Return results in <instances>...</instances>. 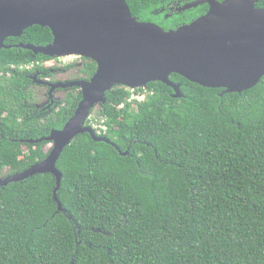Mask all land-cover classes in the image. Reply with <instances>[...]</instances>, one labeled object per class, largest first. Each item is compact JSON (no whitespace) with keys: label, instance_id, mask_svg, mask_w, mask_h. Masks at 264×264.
<instances>
[{"label":"trees","instance_id":"16d2710c","mask_svg":"<svg viewBox=\"0 0 264 264\" xmlns=\"http://www.w3.org/2000/svg\"><path fill=\"white\" fill-rule=\"evenodd\" d=\"M125 1L133 16L165 30L177 27L169 20L189 23L208 8L162 19L176 0ZM256 7L264 8V0ZM52 39L49 28L34 25L5 44ZM37 55L0 50V106H9L11 94L12 109L18 107L20 93L6 80L21 82L29 71L21 67L51 59ZM83 60L88 80L96 63ZM170 80L183 97L158 81L106 92L95 118L103 119L101 136L113 144L83 133L64 148L56 162L62 212L50 173L0 187V264H264V76L241 93L223 94L176 73ZM80 100L73 89L49 115L31 109L8 115L0 134L4 177L49 154L48 142L22 139L62 128Z\"/></svg>","mask_w":264,"mask_h":264},{"label":"water","instance_id":"95a60500","mask_svg":"<svg viewBox=\"0 0 264 264\" xmlns=\"http://www.w3.org/2000/svg\"><path fill=\"white\" fill-rule=\"evenodd\" d=\"M260 0H195L181 10L206 4L207 11L189 23L165 30L131 14L125 0H0V50L12 46L50 57L79 55L96 63L89 80L70 82L81 90L74 113L60 129L28 143L48 142L49 154L21 172L0 178V187L40 173L55 177L53 199L63 207L57 191L62 174L56 167L64 148L77 135L88 133L94 141L113 144L97 135L86 122L106 92L115 85L130 90L161 82L181 98L180 84L170 80L176 73L207 88L241 93L264 76V8ZM34 25L50 29L46 45H6ZM120 155H128L129 151Z\"/></svg>","mask_w":264,"mask_h":264},{"label":"flooded vegetation","instance_id":"af4514ba","mask_svg":"<svg viewBox=\"0 0 264 264\" xmlns=\"http://www.w3.org/2000/svg\"><path fill=\"white\" fill-rule=\"evenodd\" d=\"M195 1V0H193ZM193 1H184V0H176L169 3L168 8L169 11H163L162 14L164 17L162 19L172 18V16L177 15L178 13L189 11L195 8H187L185 10H181L187 4H191ZM194 20V19H193ZM192 21V20H191ZM190 21V22H191ZM19 38V37H18ZM9 39V38H7ZM15 38L10 37V40L13 41ZM17 39V38H16ZM11 43L10 45L19 44ZM18 48L16 46H12L10 48ZM23 49V48H19ZM37 59L38 55L33 54ZM48 57V56H47ZM50 60H46L44 62L33 61L31 65L26 66L24 68L21 67V73H24L22 70L28 71L24 74L21 82L16 81L13 83L11 80H6V86L12 89H16L19 91L20 100H16L18 102V107L16 109H12L13 100L11 94H6L8 96L9 106L2 107L0 106V134L3 132L6 124L9 123L8 115L12 113L13 110H18V112H23L22 109H31L34 115L37 112H40L41 115H49L52 113V110H58L60 105H64V99L68 96L69 93L73 91V89L80 88L76 86H66L63 87L61 85H67L70 82L79 81V80H87L85 75L80 71L81 66L83 64V58L72 59L69 61H61L55 57H50ZM47 61H55V65H46ZM59 65V67H55ZM72 64V65H71ZM51 66V67H48ZM61 67V68H60ZM10 75V73H9ZM63 76V77H61ZM0 81H4V79H0ZM81 92V90H80ZM1 96V95H0ZM45 112V113H44ZM39 139V138H38ZM27 140H37V139H22L25 143H28ZM31 144V143H30ZM35 144V143H34ZM1 172L5 173V170L2 169ZM0 172V173H1ZM1 176V175H0Z\"/></svg>","mask_w":264,"mask_h":264},{"label":"rangeland","instance_id":"374dc122","mask_svg":"<svg viewBox=\"0 0 264 264\" xmlns=\"http://www.w3.org/2000/svg\"><path fill=\"white\" fill-rule=\"evenodd\" d=\"M169 23H170V25L171 26H177L178 27V25L180 26V22L179 21H176V22H173L172 20H169ZM182 25V24H181ZM55 58H57V59H59V60H61V61H69V60H72V59H78L79 58V56H74V55H72V56H64V57H55ZM54 63V64H53ZM51 65V64H53V65H55L56 63H55V61H47L46 62V65ZM48 67H51V66H48ZM55 67H59V65L57 64V66H55ZM61 68V67H60ZM61 77H63V76H61ZM133 97H135V96H133ZM99 108H98V105L94 108V109H92V112L90 113V121H92V122H94V124H98L99 122H100V120H98L97 122H96V120L94 119L95 118V113H96V111L98 110ZM47 147H50L51 148V145L48 143L47 144ZM4 172H1L0 173V178H2V177H4Z\"/></svg>","mask_w":264,"mask_h":264},{"label":"built area","instance_id":"2783aa9c","mask_svg":"<svg viewBox=\"0 0 264 264\" xmlns=\"http://www.w3.org/2000/svg\"><path fill=\"white\" fill-rule=\"evenodd\" d=\"M139 99H142L143 96L139 95L137 96ZM134 97L132 96L131 99H133ZM96 120V118H94ZM98 120H96L97 122ZM99 122V121H98ZM90 125L92 126V128L95 130V132L97 134H102L105 133L107 131V126L104 124L103 119L100 120V122L98 124H94V122L90 121Z\"/></svg>","mask_w":264,"mask_h":264},{"label":"bare ground","instance_id":"6f19581e","mask_svg":"<svg viewBox=\"0 0 264 264\" xmlns=\"http://www.w3.org/2000/svg\"><path fill=\"white\" fill-rule=\"evenodd\" d=\"M74 56H79V55H74ZM49 57H50V56H49ZM62 57H64V56H62ZM79 57H81V56H79ZM52 58H53V57H52ZM29 65H31V64H26V65H24L23 67H26V66H29ZM91 77H92V76H91ZM91 77H90V78H91ZM90 78H89V79H90ZM89 79H88V80H89Z\"/></svg>","mask_w":264,"mask_h":264},{"label":"clouds","instance_id":"9594fccd","mask_svg":"<svg viewBox=\"0 0 264 264\" xmlns=\"http://www.w3.org/2000/svg\"><path fill=\"white\" fill-rule=\"evenodd\" d=\"M88 122H89V124H88ZM86 124L87 125H90V118L87 120V122H86ZM91 126V125H90ZM95 131V130H94ZM97 134V133H96ZM102 134H104V133H102ZM97 135H100L101 136V134H97Z\"/></svg>","mask_w":264,"mask_h":264}]
</instances>
